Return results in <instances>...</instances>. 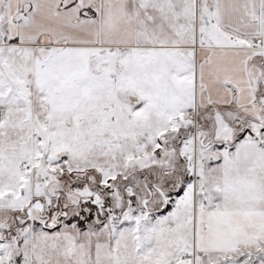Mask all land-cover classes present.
<instances>
[{
    "label": "snow or ice",
    "instance_id": "1",
    "mask_svg": "<svg viewBox=\"0 0 264 264\" xmlns=\"http://www.w3.org/2000/svg\"><path fill=\"white\" fill-rule=\"evenodd\" d=\"M0 264H264V0H0Z\"/></svg>",
    "mask_w": 264,
    "mask_h": 264
}]
</instances>
